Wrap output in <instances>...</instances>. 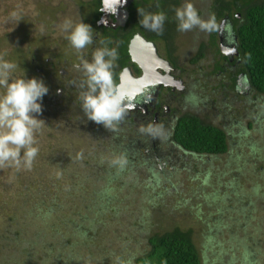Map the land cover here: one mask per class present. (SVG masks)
<instances>
[{
  "label": "rangeland",
  "instance_id": "rangeland-1",
  "mask_svg": "<svg viewBox=\"0 0 264 264\" xmlns=\"http://www.w3.org/2000/svg\"><path fill=\"white\" fill-rule=\"evenodd\" d=\"M75 1L0 0V60L16 65L11 79L40 76L49 90L40 101L37 118L45 124L35 134L39 152L31 169L0 167V264H132L149 249L148 237L174 225L192 229L201 264H264V96L237 95V102L229 96L225 103L221 89L213 94L209 87L213 78L192 72L201 102L187 105L207 123L220 122L217 111L228 114L230 124L220 125L230 131L227 153L182 155L153 166L142 150H126L120 171L113 161L127 142L109 139L103 126L85 135L91 121L71 120L77 112L63 106L65 92L57 95L58 75L48 76L49 58L72 49L71 29L63 25L78 23ZM186 51L181 65L192 69ZM101 190L110 201L98 216L93 210L100 205L92 200H100ZM59 242L64 248L56 259Z\"/></svg>",
  "mask_w": 264,
  "mask_h": 264
},
{
  "label": "flooded vegetation",
  "instance_id": "flooded-vegetation-1",
  "mask_svg": "<svg viewBox=\"0 0 264 264\" xmlns=\"http://www.w3.org/2000/svg\"><path fill=\"white\" fill-rule=\"evenodd\" d=\"M228 1L127 0L126 4H122L121 6L114 4L112 0L75 1L80 14L78 23L82 21L92 27L93 44L87 46L80 53H77L70 46L72 48L70 54L65 51L64 53H57L49 58L52 59L48 62V65L53 74H48V76L54 77L55 72L58 75V77L56 76L58 84L56 86L59 87L56 93L59 96L61 92H65L63 106L65 108L68 107L67 109H75L77 116L80 115L83 120L87 119L81 109L82 102L80 99L81 92L85 90V76L82 71L80 72L76 68V65L80 64L82 59L91 62L92 53L97 48L107 47L108 49L115 48L117 50L118 59L114 62L112 69L113 79L117 87L121 79L124 84H135L136 82L132 80L140 78L142 71L131 58L129 44L138 35L143 40L153 44L157 55L167 62L169 69L167 74L163 69L164 67H158L156 69V73L161 77L160 81L162 84L158 85L156 94L152 100L150 99V103L149 101H145V99L149 100L151 92L154 91L151 88L155 86V84H152L158 81L159 78L154 74V76L149 78L151 82L149 79L144 80V83L142 82V86H145V89H147L143 94L144 100L137 101V104L140 106L145 104V107L138 106L136 109H127L125 118L118 125L117 129L115 131L108 130V137L110 136L109 139L111 140L118 139L127 142L122 146L123 154L127 153L126 150L131 155L134 149L139 150L137 151L139 153L143 151L144 155H146L143 160H150L153 166H158L155 162L161 163L162 166V163L165 164L166 161L177 162V160L182 159V155L186 154L184 152L180 153V150L173 144L171 139L176 121L182 116L198 117L201 121H205V123L208 121L193 113L188 106L193 101L201 102L199 101V96L194 93V88L199 80L192 78V72H197L198 69H202L200 75L195 74L197 77L207 78L209 82L213 78L215 82L209 87H211L213 94L221 89L225 103L228 102L227 98L229 96H232L230 99L233 101L234 99L236 100L237 95H243V97L250 95L249 87L242 79V64L238 58V42L233 29L234 23L228 13ZM185 2L192 3L202 19L207 20L209 17L214 16L217 22V28L212 32H204L199 29H193L187 32L178 31L175 10ZM220 5H222V8ZM214 8H221L223 10L220 17L215 16ZM138 10H142L145 14L163 12L166 15V20L163 24L162 32L157 34L155 31L144 28L139 23L142 17L139 16ZM235 17L236 19H240L239 14H236ZM182 33H184L183 37L181 36ZM185 49H187L188 58L186 62L191 67L195 65V68L188 69L181 65L182 59L180 53ZM202 62L205 63V67H202ZM60 68L61 70H59ZM66 68L68 70H78L81 73L79 78H81L79 79L69 73ZM41 71L48 73V69ZM165 76L172 79L173 82L169 83L171 85H163L169 82ZM38 78L40 79V76ZM148 83L152 84L149 85ZM130 84L129 86H131ZM52 96L54 97L55 95L52 94L51 98H53ZM173 102H177V107L172 106ZM217 114L220 122L208 124L221 129L226 136H229L228 139H231L229 129L227 131V128L223 127L225 125L220 126L221 121L224 124H230L228 120L230 117L228 114H222L221 111H217ZM91 124L92 127H96L94 129H99L100 126H103L93 121H91ZM149 124L163 129V134L160 139H153L151 136L143 135L139 132L138 129L142 125L147 126ZM97 131L94 130V133H97ZM161 141H163L162 145L160 144ZM180 156L181 158L179 159ZM173 157L175 158L173 159ZM175 162L173 163L176 164ZM150 165L151 163L147 167H150Z\"/></svg>",
  "mask_w": 264,
  "mask_h": 264
},
{
  "label": "clouds",
  "instance_id": "clouds-1",
  "mask_svg": "<svg viewBox=\"0 0 264 264\" xmlns=\"http://www.w3.org/2000/svg\"><path fill=\"white\" fill-rule=\"evenodd\" d=\"M112 2L121 6L127 0ZM138 13L142 17L139 23L144 28L157 34L162 32L166 20L163 12L145 14L138 10ZM12 15L15 17L17 13ZM175 16L178 31L181 32L193 29L212 32L217 28L214 16L202 19L190 2L177 8ZM63 27L65 31L71 29L66 39L77 53L93 44L92 27L89 24L81 21L73 27L72 22L66 20ZM117 59L118 52L115 48H97L92 53L91 62L82 59L76 65L85 76V90L80 94L81 109L88 120L103 125L109 131L117 129L128 108V98L121 93L113 79L112 69ZM15 67L13 63L0 60V89H3V94L0 95V167L15 165L19 169L23 165L30 170L39 152L38 147L33 146L37 143L35 134L45 124L37 118L42 113L40 101L48 93V88L42 80L35 77L11 79L10 72ZM138 130L153 139H160L163 134L162 128L151 124L142 125ZM113 163L122 168L127 161L118 158Z\"/></svg>",
  "mask_w": 264,
  "mask_h": 264
},
{
  "label": "trees",
  "instance_id": "trees-1",
  "mask_svg": "<svg viewBox=\"0 0 264 264\" xmlns=\"http://www.w3.org/2000/svg\"><path fill=\"white\" fill-rule=\"evenodd\" d=\"M220 6L222 8V5ZM221 8H214L215 16H221L223 13ZM228 13L234 23L233 29L238 42V58L242 64V79L249 87L252 99L262 98L264 96V2L229 0ZM236 14L240 15V19H236ZM80 118L79 115L73 119L68 118V120L80 121ZM81 120L83 119L81 118ZM93 129L90 132L94 136V130L97 131L98 129ZM87 134L90 133L88 132L85 135ZM228 138L229 136H226L221 129L194 116L180 117L176 121L171 135L172 142L180 150L179 152H184L190 157L223 155L227 153ZM125 155L123 154L121 158L124 159ZM86 165L100 167V162H88ZM194 166L195 164H193ZM121 169L123 170V167H120V171ZM126 170L133 171V169ZM97 195L100 200H92L100 205L93 210L95 215H98L99 211L103 213L104 208L110 201L107 200L109 193L106 191L101 190L98 194L96 192ZM143 202L145 203L144 207H147V209L153 206L152 200H143ZM96 219L98 220L97 217ZM206 232L205 237H209V231ZM193 238L192 229H182L176 225L164 232L154 233L147 238L149 249L134 258L132 264H201V257ZM60 243H57V245ZM61 244L62 246H57V250L55 247L53 248V254L57 256L56 259H60L61 253L58 250L61 251L64 248L63 243Z\"/></svg>",
  "mask_w": 264,
  "mask_h": 264
},
{
  "label": "water",
  "instance_id": "water-1",
  "mask_svg": "<svg viewBox=\"0 0 264 264\" xmlns=\"http://www.w3.org/2000/svg\"><path fill=\"white\" fill-rule=\"evenodd\" d=\"M129 53L131 54L132 60L137 63L138 67L142 71V75L140 78L133 80L136 83L128 86L124 84L123 80L121 79V82L118 86L119 90L121 91L122 94L126 96V102L128 104L127 109H136L138 106L139 107H145V104L143 105H138L137 101H142L144 100L143 94L145 93V86H142L141 83L145 82L144 80H148L151 77L152 73H156V69L158 67H164L163 69L165 70L166 74L168 72V64L165 62L163 59H161L155 50V47L153 46L152 43H149L142 38H140L138 35L137 37L133 38L129 44ZM157 77L159 78L158 81L155 83H148L149 85H154V90L151 92V96L149 97V100L145 99V101H150L153 99V97L156 94V89L159 84H162L160 81V76L157 74ZM168 78L169 82L164 83L163 85L168 86L171 85L169 84L170 82H173L170 77L165 76ZM151 82V79H149ZM147 85V84H146ZM147 85V86H149ZM147 98V97H146ZM151 99V100H150ZM133 100V101H131Z\"/></svg>",
  "mask_w": 264,
  "mask_h": 264
},
{
  "label": "bare ground",
  "instance_id": "bare-ground-1",
  "mask_svg": "<svg viewBox=\"0 0 264 264\" xmlns=\"http://www.w3.org/2000/svg\"><path fill=\"white\" fill-rule=\"evenodd\" d=\"M154 74H156V75H157L158 73H152V74H151V76H154ZM132 81H133V80H132ZM129 84H130V83H128V84H126V85H128V86H129ZM142 84H143V83H141V85H142ZM130 85H133V84H130ZM146 89H147V88H146ZM146 89H145V90H146ZM151 89H152V88H151ZM147 95H148V94H147Z\"/></svg>",
  "mask_w": 264,
  "mask_h": 264
}]
</instances>
